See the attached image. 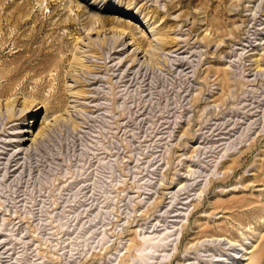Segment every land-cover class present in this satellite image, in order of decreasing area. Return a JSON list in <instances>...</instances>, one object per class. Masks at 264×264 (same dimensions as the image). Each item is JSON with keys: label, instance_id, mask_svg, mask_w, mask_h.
Instances as JSON below:
<instances>
[{"label": "rangeland", "instance_id": "374dc122", "mask_svg": "<svg viewBox=\"0 0 264 264\" xmlns=\"http://www.w3.org/2000/svg\"><path fill=\"white\" fill-rule=\"evenodd\" d=\"M0 111V264H264V0H0Z\"/></svg>", "mask_w": 264, "mask_h": 264}, {"label": "bare ground", "instance_id": "6f19581e", "mask_svg": "<svg viewBox=\"0 0 264 264\" xmlns=\"http://www.w3.org/2000/svg\"><path fill=\"white\" fill-rule=\"evenodd\" d=\"M98 20H100V18L98 19ZM94 21V20H93ZM105 21V20H104ZM87 23V22H86ZM99 23H101L100 21H99ZM117 42H119V43H121L122 45H124V41H120V38H118L117 40H116ZM138 44V43H137ZM142 44V43H141ZM58 46V45H57ZM57 46H56V48H57ZM141 46V45H140ZM46 47V46H45ZM60 48V47H59ZM58 49V48H57ZM61 49V48H60ZM35 50L37 51V52H39V53H41V52H43V49H42V45L41 44H39V45H37L36 47H35ZM46 52H48V51H45V53ZM49 54V56L47 57V58H45L44 60H39L37 63H36V65L35 66H41V65H47V64H50V63H53V64H57V62H59L60 61V59H61V57H57V56H53V54H51L50 52H48ZM47 55V54H46ZM55 58V59H54ZM53 59V60H52ZM50 66H52V65H50ZM42 67V66H41ZM52 68V67H51ZM8 105V104H7ZM28 111V113H32V111H31V109H29V106H26V107H22L21 109H19L18 111V113H19V115H18V118L17 119H19L20 120V124L21 125H24V115H22V112L23 111ZM1 112V111H0ZM9 113V112H8ZM14 113H15V110L12 112V111H10V113H9V115H8V117H12V116H14ZM4 115V114H3ZM26 125H27V123H26ZM28 126V125H27ZM18 129H20V128H18ZM17 129V130H18ZM16 130V131H17ZM42 130H43V128H41V129H37L34 133H32V134H30V138H27L26 136H23L22 135V133L24 132V131H26L24 128H22V130H18L17 132H16V135L15 136H17V137H20V139H18V141H17V144L19 145L22 141H25V140H30V142L32 143V142H34V140H36V138L38 137V135L42 132ZM43 132H44V130H43ZM40 137V136H39ZM35 142H37V141H35ZM29 146V145H28ZM21 148V147H20ZM29 149V148H28ZM12 160H14L13 158H12ZM11 160V161H12ZM6 167V166H5ZM244 250H246V248H244ZM246 253H249V251L247 252H245L244 254H243V256L244 255H246ZM244 259H248V258H244ZM254 262H255V258H251L250 257V262H249V264H254ZM231 264H233V263H231Z\"/></svg>", "mask_w": 264, "mask_h": 264}]
</instances>
